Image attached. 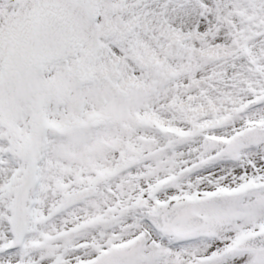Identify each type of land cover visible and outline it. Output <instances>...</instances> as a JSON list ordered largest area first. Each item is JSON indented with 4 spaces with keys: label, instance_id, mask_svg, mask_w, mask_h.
<instances>
[{
    "label": "snow or ice",
    "instance_id": "1",
    "mask_svg": "<svg viewBox=\"0 0 264 264\" xmlns=\"http://www.w3.org/2000/svg\"><path fill=\"white\" fill-rule=\"evenodd\" d=\"M0 264H264V0H0Z\"/></svg>",
    "mask_w": 264,
    "mask_h": 264
}]
</instances>
